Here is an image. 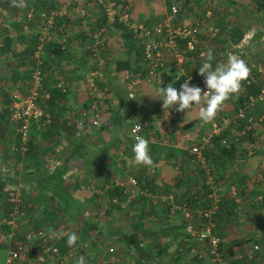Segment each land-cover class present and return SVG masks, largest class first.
<instances>
[{"label": "crops", "instance_id": "obj_1", "mask_svg": "<svg viewBox=\"0 0 264 264\" xmlns=\"http://www.w3.org/2000/svg\"><path fill=\"white\" fill-rule=\"evenodd\" d=\"M5 1L0 7V70L5 71L2 70L3 75L0 77V90L2 88L9 90L10 82L16 81L14 85L18 86L21 84L22 79L18 75L14 78L11 73L23 72L21 65L24 59L26 61V49L32 42V36L37 34L39 36L40 22L35 21V18L32 20L25 18L27 11L34 5L41 8H56L58 3L61 6L66 5V19L64 18L60 25H56L51 35H48L53 39L52 41L62 38L64 51L61 62L51 63L47 71L51 75L64 72L70 82L67 81L66 86L69 95L59 102L61 108L54 115V120H57L56 127L47 131L40 124L36 125L39 131L32 133L31 136L36 139L37 147L33 149L35 150L33 154L37 157L34 159V155L26 161L21 150H18L21 158L16 154H13L11 159L8 158L13 153V142L6 144L5 139L9 135L0 131L2 136L0 179L3 178L1 176H8L9 184L23 187L22 194L31 204L30 208L34 207V210H31L32 215L31 212L28 215L51 216L50 211L53 210L52 216L58 219L77 218L75 221L67 218V224L74 223L75 227L73 229L66 226L65 230L78 234L77 244L96 247L95 242L100 239L98 234L105 237L114 218L124 217L123 211L105 213V201L104 207L99 205L102 203L100 198L106 189L119 186L125 194V201L120 206L122 209L127 208L130 212L128 203L136 196L150 202L151 205H148L143 213L128 212L127 214L128 216L133 214L131 216L135 218L142 217L143 221L151 222L153 226L159 221L157 223L162 228L159 226L153 228V232H157L158 237L148 236L147 232L143 231L144 245L157 248L160 242L159 246L169 253L170 249H173V244L175 248L177 247L178 242L174 234L182 235L184 221L194 223L198 221V214L195 212L197 209L190 206L194 210L188 218L182 204H179L187 198L197 196L195 186L200 184L201 172L205 170L206 173L211 171L219 188L220 197L230 195L238 201L234 215L227 218L224 214L218 221L220 233L224 232L229 234L230 238L241 240L254 235L259 236L261 224H258L256 216L263 214L264 217V122L252 126L251 137L243 139L239 135L245 132V128H240L242 122L233 120L232 106L235 99L232 98L228 100L229 102H225L222 110L209 123H203L199 119L198 110L195 108L188 115L189 110L185 112H177L175 108L164 110L162 100L156 95V88L167 87L168 84L173 83L174 77L180 71L172 52H165L163 57L167 63L166 70L150 83L143 82L138 72L137 77L130 76L128 72L137 69L131 60L134 56L133 43L130 40H123L124 35L117 22L112 25L103 23L101 19L103 12L95 5L94 0H85L89 14L88 23L93 28L101 23L107 27L105 46L101 48L99 56L95 59L88 57L91 38L89 35L80 34L77 27L79 6L69 4V0ZM147 1L148 6L142 0H118L120 7L122 5L124 7L122 13L127 12L129 15L130 23H143L148 28H152L167 14L169 11L167 2L172 1L171 5H177L179 8L176 18L178 24L196 27L199 40H207L206 49H213L214 64L221 62L217 60L218 57L226 62L228 53H235L246 60L255 48L260 49L259 43L264 41V27L255 25L256 20L264 18V13L256 11L255 0H188V6L184 5V1L187 0ZM245 11L246 14H242ZM253 13L258 16L257 19L252 15ZM251 21V25L256 26L252 31L246 28ZM213 27L218 29L216 37L212 34ZM59 30L62 32L61 35ZM234 30L242 33L238 43H233V39L237 38L232 36ZM212 40L216 44H211ZM121 60H131L130 68L118 71ZM31 61L33 63L32 58L29 59L28 64ZM182 67L198 75L197 86L203 89L204 81L198 74L199 63L195 64L187 60ZM87 71L99 72V76L95 79V87L92 89V96L88 94L91 88L86 85L85 77L82 78ZM53 77L59 78L57 87L62 86L64 75H53ZM98 81L99 87L96 84ZM98 88L101 97L95 98ZM175 88L179 90L180 86ZM93 105L95 110L92 109ZM139 110L147 112L149 116L143 115L140 118ZM83 111L87 113V120L80 126L79 121ZM223 116L228 121L223 127L221 126L222 134L229 138L236 134L242 137L243 141L234 146L235 153L232 154L226 152L228 149L226 147L229 146L215 147L210 144L211 147L208 146L206 150L207 154H203L202 159L196 156L194 160L190 146L201 142L203 136L213 131L214 122L219 121ZM124 118L128 125L120 128L118 121ZM92 119L99 121V127L91 124ZM135 124L140 125L143 137L149 142V152L154 162L152 168L132 163L131 149L134 143L130 129ZM44 130L47 132L45 133ZM7 131H10V136L14 137V130L8 128ZM107 141L111 142L106 144ZM27 165L28 167H25ZM8 168L16 170L10 175L9 172H5ZM55 170L59 171L56 174H60L61 177L53 174ZM122 170L124 174H121ZM128 177L135 179L138 177L136 187L128 184ZM105 179H109V182L106 183ZM219 185L223 190L230 185L234 187L227 192H221ZM114 201L116 202V198L112 200ZM155 212L160 215H156ZM166 216L169 223H165ZM85 218H95L98 221V231H94L87 238L81 234ZM58 219L56 221L60 222ZM59 233H63L66 238L68 232L59 231ZM260 241H256L259 251L249 264H264V249L262 250L264 241ZM247 245L248 243L243 246ZM168 261L171 262V259ZM203 263L210 264L205 260Z\"/></svg>", "mask_w": 264, "mask_h": 264}, {"label": "built area", "instance_id": "obj_2", "mask_svg": "<svg viewBox=\"0 0 264 264\" xmlns=\"http://www.w3.org/2000/svg\"><path fill=\"white\" fill-rule=\"evenodd\" d=\"M101 11L105 14L107 22L112 24L115 14H117V3L114 0H94ZM69 4H75L79 6V23L82 28H85L88 23V11L85 7V0H69ZM65 13V8L61 7L60 10L55 11V14L62 16ZM178 13V7L171 5L170 10L167 14L157 22L152 28L146 27L143 23H130L129 15L122 13L120 20L124 21L130 30L134 33L141 32L142 38H144V56L149 60L148 74L146 81L150 82L157 72L165 70L166 65L164 63V53L172 52L180 71L174 77L178 80L181 76L183 77V83L190 79V86H197L196 80L191 74H188L182 67L184 62L185 53H193L194 59L200 65L206 59V56H202L201 53H206V45L203 41L199 40L196 27L185 26V25H174L176 15ZM52 19L47 20V26L44 27L46 31L50 28ZM104 28H101L93 35V45L91 51L93 56L96 58L99 56V51L105 46L106 33ZM213 35L218 32L217 28L212 29ZM182 39L181 45H177L178 39ZM41 44L36 46L34 57L36 67L32 73V84L27 93L21 94L20 92H14L11 94L10 104L3 106L0 105V110L7 108L10 112L11 119L15 131L20 136L21 150L24 152L27 149L26 143L29 139V126L33 123H38L44 128L51 123L50 114L42 107L41 103L49 97L48 93L42 92V80L43 72L39 68L41 63ZM158 69V70H156ZM99 76L98 71L89 72L86 83L89 88L94 89L95 79ZM251 80H247L245 84L250 85ZM60 86V85H59ZM203 89L206 91L205 84ZM264 101V84L260 86L259 91L256 95H249L248 103L250 106H254L257 103ZM95 110V105L92 106ZM87 113L83 111L81 113V120L79 121L80 126L87 120ZM97 116V114H96ZM98 117V116H97ZM247 118V126L251 127V123L255 118L248 115L247 112L240 108L235 115L233 120ZM228 121L226 117L220 118L217 122H214L213 131L203 136L201 139L202 145L194 144L191 147V152L196 153V156L202 159L201 149L204 144L208 143L212 136L219 135L221 132V126L219 125ZM93 126L99 127L100 123L97 119L90 120ZM227 123V122H226ZM130 133L133 139L141 135V127L133 125L130 129ZM143 137V136H142ZM135 141V140H134ZM222 144H226V139H221ZM209 173V172H208ZM127 182L130 186L136 187L137 182L134 177H128ZM206 185L209 187L210 192L208 197L211 198L212 203L206 208L197 209L195 212L198 214L200 220L197 223L187 221L184 230L187 234L194 237L198 242L204 243L208 248V256L213 262L219 264H235L234 260L244 259L245 261H252L259 251L257 244H248L241 248V252L237 253L234 257L229 260H225L218 251V244L220 242L219 237L215 234L216 228V214L219 209L220 196L217 195V185L211 174H208ZM7 202L9 203L10 209L5 219V225L7 229L1 232L0 241H7L10 245L7 256L5 258V264H17L24 262V264H75V261L83 256L85 258V264H130L123 259L121 251L118 246L107 243L100 247H87L81 246L76 243L74 247L63 248L60 246L64 239V234L59 231L52 229L57 232V238L51 239L49 236V228L46 226L33 227L30 220L26 216L28 215L25 211L23 204L22 189L19 186H7ZM31 204L28 203L27 207ZM182 208L185 211L186 216L189 218L193 212L188 204H183ZM26 214V215H25ZM21 221L29 223V228H26L22 235H18V231L21 229Z\"/></svg>", "mask_w": 264, "mask_h": 264}, {"label": "trees", "instance_id": "obj_3", "mask_svg": "<svg viewBox=\"0 0 264 264\" xmlns=\"http://www.w3.org/2000/svg\"><path fill=\"white\" fill-rule=\"evenodd\" d=\"M114 1H116V3H117V8H116L117 14H115V18H114L112 24H114L115 22L118 23V27L123 32L122 35H124L123 40L124 41H127V40L132 41L133 47H134V56H133V58H131V60L136 65L137 69L133 70L135 73L133 71H129L128 73L130 76L134 75V77H137V72H138V75L142 79V81L147 82L146 76L148 74V66H149L150 62L144 56V41H143L142 37L140 38L141 32L138 31L137 33H134L132 30H130V28L128 27V25L124 21L119 20V17L122 15V11H123L124 7H123V5H122V7H120L118 0H114ZM255 1H256V4H255L256 5V7H255L256 11L264 13V0H255ZM5 2H6L5 0H0V7L3 6L5 4ZM172 3H173L172 1L167 2L168 10H170V6ZM63 4H65V2ZM184 5L188 6V0L184 1ZM73 6H75V4H73ZM61 7L66 8V5H63ZM55 11H57V8H52V7L41 8L37 5H34L33 7H31L27 11L25 18H27L28 20H30V19L32 20L35 18V21L40 22V27H41L40 31H39V36H38V34L32 36V42L30 43L29 47H27V49H26V52H27L26 58H28V59L32 58L33 63L30 64L31 70L27 71L26 73L12 72L13 77L15 75L16 76L18 75V77L21 79H24V78H25V80L28 79L30 81V83L32 84V73H33V70L35 69V67L37 65L35 62V59H34L35 58L34 52H35L36 46L38 44H41V42L43 43V44H41V47L46 54L40 56L42 61L38 66L42 70L43 76H44L43 80H42V90L41 91L44 93H48V95H49V97L46 98L41 103L42 104L41 106L45 107V110L50 114V117H51L50 125H47L45 128L43 127L45 130L47 129V131L50 130L52 127L53 128L56 127L57 120L56 119L54 120V115H56V111L59 108H61V105H59V102H62V100L67 98L69 95V91H66L67 89L66 90L60 89L59 87H62L61 85L59 87L52 86V81H50L48 78L45 77V72L50 68L51 63L61 62V60H62L61 58H62L63 51H64V41L62 40V38H58L57 41L56 40L52 41L53 39L50 38V36L48 37V35H51L52 30L56 28V25L57 26L60 25L61 21L66 17L65 16L66 13H64L62 16H58L57 14H55ZM123 13H127V12H123ZM176 17H177V15H176ZM49 18L52 19V24L50 26L51 31H50V33H48L46 35V37L44 39V37L42 36V32L44 30V27L47 26L46 24H47V20ZM88 18H89V14H88ZM101 19H102L104 24H108L107 18H106L104 13L101 15ZM177 21H178V19H175L174 25H181V24H178ZM103 23L98 25V27H96V28H93L92 25H89V23H87V26H85V28H82L80 26L79 21H78L77 27L80 30V34L82 33V34L89 35V37L91 38V44L88 46V51H89L88 57L93 58V59H95V57L92 55L93 52L91 51L93 41H94L93 35L103 27H105L104 33L107 34V27ZM112 24H110V25H112ZM58 32L60 33V35L62 34V32L60 30ZM234 32L235 33H233L232 36L233 37L236 36L237 38L233 39V43H238L239 39L242 36L241 35L242 33H239V31L237 32L236 30H234ZM237 33H239V34H237ZM182 42H183V40L179 38L177 45H181ZM194 56L195 55L193 53H185L184 54L185 59H184L183 64L187 60H190L191 62L196 64L197 61L193 60ZM131 60H126V61L121 60L119 62L120 66L118 67V69H119L118 71L130 68L129 64H130ZM24 61H25V59H24ZM164 63H165V65L167 64L165 62V60H164ZM213 64H214V62H213ZM249 68L251 69V71H250V75L247 78V80H251V83H250V85L245 84V82L247 80H245L242 83L241 90L236 95V99L233 102V106H234L233 107V110H234L233 114L234 115L240 108L244 109L247 112V108L250 107V105L248 103L249 95H256L257 92L259 91L260 86L264 84V74H261L260 71L256 67L252 68V66H249ZM156 70H158V69H156ZM165 70H163V71H165ZM163 71L157 72V74L153 77V79L155 77L160 76L163 73ZM185 71L188 74H191V75L193 74L192 76L196 80V83H197V81H199L198 75L196 76L195 72L192 73V71L189 72L186 69H185ZM150 82H148V83H150ZM174 82L176 84V85H174L175 87L176 86L181 87V85L183 84V77L181 76L178 80H174ZM29 88H30V86L28 87V90H29ZM28 90L21 91V94L27 93ZM10 102H11V93L9 92V90L2 88L0 90V105L6 106V105L10 104ZM235 122H242L240 125L241 126L240 128H242V129L245 128V132L239 136H242L243 139L251 137L250 134L252 133V126L249 128L245 127V126H247V123H248L247 118L236 119ZM263 122H264V120H263ZM233 123H231V124H233ZM36 125H38V123H33L29 126V139H28V142L26 143L27 149L25 152H23L25 161L27 159L28 160L31 159V157H34V155H35V154H33V153H35V150H33V149H36L37 144L35 142L36 139H34V137H32L31 134L39 131V130H37ZM118 125L120 128H124L125 125H128V122L126 121L125 118L120 119V121H118ZM11 126H13L12 130L15 131V128L13 125V120L11 119V116H10V112L7 110V108L1 109L0 110V131L3 132L2 134L9 135L5 139V141L7 140L6 144L10 143L12 141L13 142L12 152L15 153L18 157H20V152L18 151L21 149L20 148L21 147L20 136L16 131L14 133L15 137L10 136L11 133H10V131H7V129L10 128ZM45 130H44V132L46 133L47 131H45ZM44 132H43V134H44ZM141 135L143 136V132H141ZM239 136H230L231 138H229V140L227 139L228 144L226 145V144L221 143V139L226 137V136H225V134H222V132H220L219 135L212 136L211 139L209 140V142L204 144V147L201 149V153H202V155L203 154L206 155L207 154L206 153L207 147L210 144H212L215 147H220L221 145H223L224 147L229 146V147H226V148H228V149H226V152H229V154L235 153L233 151L235 148L234 146L243 141L242 137L240 138ZM132 139H133V137H132ZM0 140H2V136H0ZM227 140H226V143H227ZM14 142H16V143H14ZM134 142L135 141L133 139V143ZM197 145H202V143L199 142V143H197ZM190 147H192V146H190ZM209 147H211V146H209ZM36 157H37V155H35L34 159ZM192 157L195 160L196 153L192 152ZM25 167H28V165ZM58 172H59L58 170H55L53 174H56ZM208 172L209 173H206L205 170H203L201 172L202 173L201 177H200L201 182H200V184H197L195 186L197 196H193L192 198H187L184 201H182V203H180L179 205H181V204L183 205L186 203L189 206L193 207L194 209H203L212 203L211 198L208 197V193L210 192V189L206 185L207 175L212 174V173H210L211 171H208ZM55 176L61 177L60 174H56ZM1 177H3V178L0 179V217H1V219H0V229L1 230L0 231L3 232L7 229V226L5 225V219L7 218V214H8V211L10 209L9 203L7 202V192L5 189V186L7 185L5 182H9L7 180V179H9V177L8 176H1ZM137 179H138V177H136V180ZM108 180L105 179L106 183L109 182ZM215 184H216V181H215ZM122 197H123V199H122ZM115 198H116V202L115 201L112 202V200ZM100 199H101L102 203H100L99 205L104 207L105 202H106V208H104L105 213L112 214V213H120V211H123L124 217L126 218L125 222L118 221L119 220L118 218H117V221L113 220V223L111 224V228H110L108 233H105V237H103V240H105V242L107 240V241H109V243L114 244V245L120 244L122 246V247H120V251H124L123 247H125L126 250L130 251V253L134 256V258H136V254H137L136 251H140L141 253H142V251H144V253L146 254L150 249L146 245H144V241H143V239H144L143 234L144 233H143V231H146L147 232L146 234L148 236H156L157 232H153V228L159 226V224L157 223L159 221H156L155 225L153 226V224L151 222L143 221L142 217L136 216L137 218H135V216H131L133 214H129V216H128L127 213L129 212V210L127 208L122 209L120 207L121 204L125 201L124 200L125 194L123 193V189L119 186H112L111 188L106 189V191L103 193V196ZM27 200L28 199L25 198L23 195V204H24V207H26L25 211H27V213L31 212V215H32V211L34 210V207L33 208L27 207V204L29 203ZM146 200L147 199H145L143 197L137 198V196L134 199L130 200V202L128 203V207L130 208L129 213H131V212H133V213L136 212V213H140V214L143 213L144 210L147 208V206L151 205L150 202L148 200L147 201ZM147 202H149V203H147ZM237 205H238V201H235L233 198L230 197V195L221 196L220 202H219L218 213L216 214V217H215L216 222L218 223V221H220V219H222V215H224V214L227 216V218L230 215H234L233 212H235ZM53 212H54L53 210L50 211L51 216L45 215L42 217H37V216L33 217L30 215H26V214L25 215L27 217L28 216L31 217L32 221L30 220L29 217L28 218H29L31 224L33 225V227L46 226L49 229H52V227L55 226L54 221H56V219H58V218H56V216H52ZM155 214L158 216L160 215L158 212H155ZM262 215L263 214H258L256 216V220L258 221V224L259 223L261 224L260 225L261 230H260V233L258 234L259 236L254 235V236H250L249 238L243 239V240H241L240 238H230L228 236V234H225L224 232L220 233V230L218 228V224H216V228H215L214 232L220 239V242L218 244V251H219L220 255H222V257L225 260H229L230 258L234 257L237 253L241 252V248L246 243L256 244V241H258V240H259V242H261L260 240L264 241V239H263L264 238V222H263L264 217ZM132 217H134L133 218L134 220L131 219ZM67 218H69L70 221H75L77 219L74 217H67ZM85 219L86 220L82 223L83 231L81 232V234L83 237L87 238V237H90L91 233H93L94 231H98V221L95 218H91V219L85 218ZM167 219H168V216L164 217L165 223H169V221ZM198 220H200L199 217H198ZM186 223H187V221L186 222L184 221V227H185ZM151 225H152V227H151ZM169 226L167 228H169ZM26 228H29V223H24L23 221H21V229L18 231V235H22V233L24 232V230H26ZM160 228H162V226ZM98 233H100V232H98ZM98 235L100 237L102 236L101 234H98ZM174 236L177 239L178 244H177V247L175 249V256H174V258L171 259V262L173 264H176V262H177V264H180L183 261L182 259H184V261L181 264H205V263H203L205 258H204L202 253L203 252L208 253V248H207L206 244L198 242L194 237L187 234L185 232V230L183 231L182 235L180 233H178V234H174ZM227 236L230 239H228ZM156 237H158V236H156ZM255 237H257V238L255 239ZM66 240H67V238H64L60 244V246H62L63 248L68 247L66 244ZM102 243H104V242L102 241ZM159 245H160V242H158V247H157V249L159 251H163V252L166 251L165 248H161ZM202 249H205V251H202ZM180 260H181V262H180ZM249 262H251V261H249ZM249 262L245 261L244 259L234 260L235 264H249ZM138 263H140V262L138 261ZM214 264H219V263L214 262Z\"/></svg>", "mask_w": 264, "mask_h": 264}, {"label": "clouds", "instance_id": "obj_4", "mask_svg": "<svg viewBox=\"0 0 264 264\" xmlns=\"http://www.w3.org/2000/svg\"><path fill=\"white\" fill-rule=\"evenodd\" d=\"M201 55L206 56V59L201 65L199 64L198 74L204 78L206 91L199 86H190L189 79L181 85L179 90L173 86L175 82L168 84L167 87L160 86L156 88V95L162 100L164 110L173 108L177 112L189 110L188 115L195 108L198 110L199 119L203 123H209L222 110L225 102L239 93L242 83L249 77L251 69L247 62L235 53H228L226 62L215 63V65L213 64V49L210 48ZM134 140L131 149L132 163L147 168L154 167L148 140L139 135ZM21 152L23 153L22 150ZM48 231L51 239L57 238L56 231L52 229ZM66 235L67 246L74 247L79 239L78 235L75 232ZM75 264H85V258L79 257Z\"/></svg>", "mask_w": 264, "mask_h": 264}, {"label": "rangeland", "instance_id": "obj_5", "mask_svg": "<svg viewBox=\"0 0 264 264\" xmlns=\"http://www.w3.org/2000/svg\"><path fill=\"white\" fill-rule=\"evenodd\" d=\"M143 1V3L144 4H146L147 6H148V4H147V0H142ZM149 3V2H148ZM57 6H56V8H57V10H60V8H61V5L58 3V4H56ZM63 6V5H62ZM177 6V5H176ZM178 7V6H177ZM188 9V8H187ZM212 10V9H211ZM188 11V10H187ZM217 11H220V10H218L217 9ZM182 12V11H181ZM178 14H179V8H178V13H177V16H178ZM242 14H246V11H245V13H242ZM254 17H255V19H257L256 17H258V16H256L255 15V13H253L252 14ZM262 16V15H261ZM177 18V17H176ZM252 24V21H251V23H249V24H247V26H249V27H247L246 26V28H250V31H252V30H255V27L254 26H252L251 25ZM264 18H262V19H259V20H256V22H255V25H257V27L258 26H261V27H263L264 25ZM263 25V26H262ZM213 28H215V27H213ZM50 31H51V28L49 29H47L46 31L45 30H43V32H42V36L43 37H45L46 36V34H48V33H50ZM53 31V30H52ZM52 33V32H51ZM213 34V33H212ZM218 34V33H217ZM217 34L216 35H213V37H216L217 36ZM204 43H205V45H207V40H204L203 41ZM242 43H244V42H242ZM245 43H247V42H245ZM211 44H216L215 42H213V40H212V43ZM260 45H259V47H260V49H254V51L252 52V55L250 56V57H246V62H247V65L248 66H251L252 65V68L253 67H256L259 71H260V73L261 74H264V41H262L261 43H259ZM262 47V48H261ZM254 53V54H253ZM46 53L43 51V49H42V54L41 55H45ZM217 60H219V61H221V62H224V59L223 58H221V57H218L217 58ZM25 63V64H24ZM24 63H23V65H21V69L23 70V73H26L27 71H29V70H31V65L30 64H32V61L30 62V64H28L29 63V59L28 58H26V61H24ZM251 63V65H249ZM90 69V68H89ZM3 70V69H2ZM2 70H0V77L3 75V72H2ZM4 71V70H3ZM5 72V71H4ZM89 71H87L86 73H84L83 74V76H82V78L83 77H85V82H86V79H87V76H88V73ZM189 72H191V71H189ZM193 73V72H192ZM78 74H79V71H78ZM11 75H12V73H11ZM53 75H60V76H63L64 75V79L66 78V75L64 74V72H58V73H56V74H53ZM53 75H51L48 71H46L45 72V77L46 78H48L50 81H53L52 82V86H54V87H57V80H59V78H55V77H53ZM85 75H87V76H85ZM201 77V76H200ZM62 80V87H59L60 89H62V90H66V86L68 85V82H69V80H67V78H66V81L65 80ZM202 80L204 81V78L202 77ZM68 81V82H67ZM83 81V82H84ZM29 82V83H28ZM55 82V83H54ZM95 82H96V80H95ZM14 83H16V81L15 82H10V83H8V89H9V92L12 94V93H14V92H20L21 93V91H25V90H28V87L31 85V83H30V81L28 80V79H26L25 80V78L24 79H22V82H21V84L18 86V85H14ZM70 83V82H69ZM77 84H78V82H76ZM204 83V82H203ZM72 84V83H71ZM97 84V86L99 87V81H98V83H96ZM86 85H87V83H86ZM81 86H83V85H81ZM88 86V85H87ZM97 86H96V88H97ZM201 89H202V87H200ZM84 90L86 91V88H84ZM88 94L89 95H93V90L91 89L90 91H88ZM100 92H99V88H98V92H97V89H96V95H95V98H97V96H99V97H101L100 96ZM92 98V97H91ZM130 98V97H129ZM232 99H236V95H234V96H232L231 97ZM131 100H132V98H131ZM229 102V101H228ZM232 108H233V106H232ZM138 113L139 114H141L139 117L141 118L143 115H145V117L147 116H149V114L147 113H144V112H142L141 110H139L138 111ZM228 114V113H227ZM226 114V115H227ZM247 114L248 115H250V116H252L253 118H255V122L253 121L252 123H251V125L252 126H254V125H256V124H258V122H260V123H263V120H264V101L263 102H260V103H257L256 105H254V106H250V107H248L247 108ZM262 118L261 120L259 119V118ZM89 120V119H88ZM262 121V122H261ZM215 122H217L218 123V121H215ZM220 124V126H224V123L222 124L221 122H219ZM230 124V123H229ZM221 127V128H222ZM246 128H248V126H245ZM11 129H13V126H11L10 127ZM14 133H15V131H14ZM12 135H13V133H12ZM235 136H237L236 134H235ZM14 137H15V135H14ZM13 138V137H12ZM226 140L228 139L229 140V137H224ZM231 138V137H230ZM228 140H227V144H228ZM189 141H191V140H189ZM111 141H107L106 142V144H109ZM14 143H16V142H14ZM103 143H105V141H103ZM226 144V145H227ZM12 146H13V143H12ZM15 147V146H14ZM13 147V148H14ZM15 155V153H12L10 156H8V158L9 159H11V157H12V155ZM14 159V158H13ZM16 169H7L5 172H9L10 173V175H12L13 173H14V171H15ZM121 172V174H124L123 173V170L122 171H120ZM211 176H213L212 174H211ZM214 178V177H213ZM6 186H11V185H13V186H16V185H14V184H9L8 182H6ZM20 188H23L22 186H19ZM219 187H220V191L221 192H227V191H229L230 189L232 190L233 189V185H230V187H228L227 186V188H225L224 190H223V188L221 187V185H219ZM217 188H218V186H217ZM219 189V188H218ZM218 189H217V195L218 196H220L219 195V193H218ZM23 191V190H22ZM220 192V193H221ZM119 220L118 221H121V222H125V217H122V216H120V217H117ZM117 218H114V220L115 221H117ZM0 219H1V217H0ZM57 220V219H56ZM60 220V222H57V221H54V224H55V226L54 227H52V229H55V230H59V231H63V232H68V233H71V232H69V231H66L65 230V227L66 226H69V227H71V228H73V227H75V226H73L74 225V223L73 224H70V223H68L67 224V218H60V219H58V221ZM193 220V219H192ZM194 221V220H193ZM196 223V222H195ZM56 227V228H55ZM74 229V228H73ZM1 230V229H0ZM0 235H1V231H0ZM78 235V234H77ZM229 235V234H228ZM66 238H67V236H66ZM102 241L104 242V243H102ZM106 242L107 243H109V241H107L106 240ZM106 242H105V240H103V236H101L100 237V239L97 241V242H95L96 243V247H100L101 245H104V244H106ZM67 244V243H66ZM116 244V243H115ZM98 245V246H97ZM116 246H118V248L120 249V247H122L120 244H116ZM9 248H10V245H9V243L7 242V241H0V264H5V258H6V256H7V253H8V250H9ZM150 250L145 254L144 253V251H142V253L140 252V251H136L137 252V254H136V258H134V256L130 253V251H128V250H126V248L125 247H123V249H124V251H121V255L123 256V259L126 261V262H128V263H130V264H171V262L170 261H168L169 259H172V258H174V256H175V246H174V244H173V249H170V251H169V253H166V251H159L157 248H154L153 246H149L148 247ZM264 249V245L262 246V250ZM122 250V249H121ZM264 251V250H263ZM203 254V256H205V261L206 262H209L210 264H214L213 263V261L209 258V256H208V254L206 253V252H203L202 253ZM187 259V258H186ZM185 259V260H186ZM183 261H184V259H182ZM138 261L140 262V263H138ZM182 261V262H183ZM180 262H181V260H180ZM181 262V263H182Z\"/></svg>", "mask_w": 264, "mask_h": 264}]
</instances>
